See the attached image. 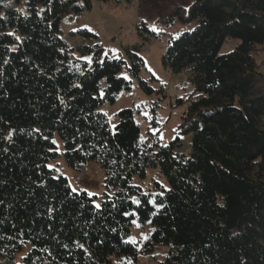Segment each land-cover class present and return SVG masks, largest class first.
Wrapping results in <instances>:
<instances>
[{"label":"trees","instance_id":"obj_1","mask_svg":"<svg viewBox=\"0 0 264 264\" xmlns=\"http://www.w3.org/2000/svg\"><path fill=\"white\" fill-rule=\"evenodd\" d=\"M133 1L0 0V261L26 250L22 264H135L163 246L157 264H264V75L254 59L264 53V0H193L157 16L159 26H193L161 56L193 87L165 146L140 139L131 109L113 130L99 111L131 80L163 95L140 77V48L157 35L138 25L141 44L124 48L126 60L103 56L85 29L70 33L74 44L61 35V21L93 2ZM227 40L238 44L221 55ZM182 136L188 155L177 151ZM55 138L65 166L103 171L99 207L48 168L60 157ZM148 170L168 188L153 181L144 193L135 180ZM133 220L150 227L145 242L127 241Z\"/></svg>","mask_w":264,"mask_h":264},{"label":"rangeland","instance_id":"obj_2","mask_svg":"<svg viewBox=\"0 0 264 264\" xmlns=\"http://www.w3.org/2000/svg\"><path fill=\"white\" fill-rule=\"evenodd\" d=\"M193 0H134L131 4L117 5L113 2H93L91 10L80 17H71L61 21V35L71 44L78 40L70 33L85 29L98 37V42L103 50V56L126 60L124 48L141 44L137 34V26L143 23L145 27L157 35L142 44L139 55L144 62V70L140 77L149 80L153 76L158 82L150 83L155 90L163 88V95L155 93L145 95L137 86L136 81L131 80V90L121 93L113 104L103 105L99 111L106 117L109 128L113 130L117 123V113L123 109H131L134 112L135 122L139 126L140 139L147 140L154 137L159 140L161 146L167 145L177 133V126L186 111L189 98L193 94V87L187 80V74H173L165 70L161 65V56L165 52L168 40L177 38L180 34L192 30L193 26L175 23L170 27L159 26L156 18L165 11L174 7H186ZM238 44L237 40H227L220 48L219 54L224 55L233 50ZM89 61V57L83 58ZM258 70L264 75V53L254 56ZM121 76L129 80L126 72ZM154 117V119H153ZM181 145L177 151L188 155L190 152V136H182ZM60 157L48 164V168L55 169L68 181L73 192H85L94 197V204L100 205V199L105 192L103 171L95 162H87L78 170H72L65 166L61 157L62 146L60 140L54 139ZM156 181L165 189L168 188L164 178L155 170H148L143 181L135 180L144 193L152 188V182ZM150 227H140L133 220L130 235L127 241L145 242ZM166 248L157 247L152 254H141L135 264H157L162 260ZM26 250L16 256L10 264H22ZM0 264H7L0 261ZM111 264H126L124 260L112 259Z\"/></svg>","mask_w":264,"mask_h":264},{"label":"snow or ice","instance_id":"obj_3","mask_svg":"<svg viewBox=\"0 0 264 264\" xmlns=\"http://www.w3.org/2000/svg\"><path fill=\"white\" fill-rule=\"evenodd\" d=\"M9 35H12V33H9ZM97 207H99V206L97 205Z\"/></svg>","mask_w":264,"mask_h":264}]
</instances>
